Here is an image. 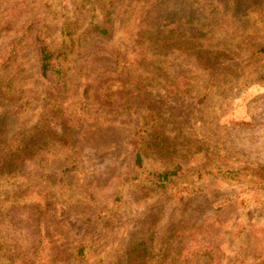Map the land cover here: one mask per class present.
Wrapping results in <instances>:
<instances>
[{"label":"rangeland","instance_id":"374dc122","mask_svg":"<svg viewBox=\"0 0 264 264\" xmlns=\"http://www.w3.org/2000/svg\"><path fill=\"white\" fill-rule=\"evenodd\" d=\"M0 264H264V0H0Z\"/></svg>","mask_w":264,"mask_h":264},{"label":"trees","instance_id":"16d2710c","mask_svg":"<svg viewBox=\"0 0 264 264\" xmlns=\"http://www.w3.org/2000/svg\"><path fill=\"white\" fill-rule=\"evenodd\" d=\"M110 3L107 5V8L105 9V16L108 17L109 15V11H110ZM79 36H75L74 38H70L69 39V44L67 46L68 50H70L73 45L76 44V42L78 41ZM51 59V54L46 51V50H42L41 52V69L44 71L45 67H46V63L49 64ZM143 132L142 129L139 130V134L138 136V140H141V133ZM8 154H12V156H14L15 158H18L22 153H24L23 150L21 149H15V151H7ZM141 161H142V155L139 151H135L134 153V157H133V162L135 165L137 166H141ZM173 173V171L166 173V172H162V173H157L155 175V179L156 180H166L168 178L169 175H171ZM73 259L77 260L78 262H82L84 261V259H86V253L83 251V247L79 246L77 247L74 252H73Z\"/></svg>","mask_w":264,"mask_h":264}]
</instances>
